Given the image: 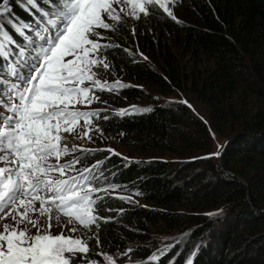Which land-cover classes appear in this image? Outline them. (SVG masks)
<instances>
[{
  "label": "trees",
  "instance_id": "trees-1",
  "mask_svg": "<svg viewBox=\"0 0 264 264\" xmlns=\"http://www.w3.org/2000/svg\"><path fill=\"white\" fill-rule=\"evenodd\" d=\"M10 2L14 18L31 21L16 0ZM176 3L179 22L153 4L147 16H122L114 32L99 29L106 38L101 43L120 45L106 50L112 67L107 73L100 69V78L120 79L130 87L118 94L97 92L100 103L93 104V110L107 109L102 115L109 116L98 121L104 134L94 131L95 142L117 144L145 157L137 161L107 157L104 168L98 169L103 176L95 183L115 184L120 194L134 195L166 212L137 208L100 193L104 199L95 214L111 219L91 231L104 247L121 246L126 239L136 264H152L156 245L144 249L139 244L148 231L143 218L197 221L192 213L169 218L167 211L188 207L195 213L218 202L233 203L237 210L225 227L220 228L217 214L207 223L203 219L194 231L193 244L180 250V264H264V0ZM183 91L209 108L214 132L238 134L220 152V165L216 158L210 159V136L202 121L185 105L157 100ZM132 106L151 111H132ZM121 109H129V114L117 116ZM88 164L84 159L79 166ZM237 177L246 185L238 183ZM128 223L139 224L140 230L125 227ZM240 224L243 232L238 230ZM207 231L212 232L211 239L200 245ZM88 256L97 262L96 256ZM167 256L154 263H176L165 261Z\"/></svg>",
  "mask_w": 264,
  "mask_h": 264
},
{
  "label": "snow or ice",
  "instance_id": "snow-or-ice-1",
  "mask_svg": "<svg viewBox=\"0 0 264 264\" xmlns=\"http://www.w3.org/2000/svg\"><path fill=\"white\" fill-rule=\"evenodd\" d=\"M169 2L175 0H16L32 17L24 21L13 17L10 0H0V71L5 73L0 76V264H97L88 256L87 241L65 235L63 229L73 234L76 225L99 229L101 221L111 219L95 214L104 199L99 194L117 186L94 183L103 176L97 172L103 161L82 168L76 165L97 151L120 154L111 148H69L62 143V133L72 134L82 127L81 138L91 141L93 131L102 136L98 121L109 119L102 115L107 109L81 108L98 102L97 92L118 94L130 87L120 79L100 78V69L107 73L112 67L106 50L120 45L101 43L106 38L98 30L114 32L122 16H147L153 4L177 20ZM179 103L191 107L186 100ZM131 110L151 111L135 106ZM128 114L129 109L116 112L121 117ZM78 151L83 155L76 156ZM219 154L218 148L211 155ZM68 155L73 158L62 163ZM61 216L67 222L59 234H53L52 221L60 223ZM89 238L100 245L98 235ZM169 247L161 249L159 256L166 255ZM159 256L153 253L150 259Z\"/></svg>",
  "mask_w": 264,
  "mask_h": 264
},
{
  "label": "rangeland",
  "instance_id": "rangeland-1",
  "mask_svg": "<svg viewBox=\"0 0 264 264\" xmlns=\"http://www.w3.org/2000/svg\"><path fill=\"white\" fill-rule=\"evenodd\" d=\"M168 6H170V10L173 12V14L175 15L176 18H181V13L180 12H176L175 10L179 11V7H177V3L176 0L174 3L169 2ZM175 8V9H174ZM99 31V30H98ZM68 59H71V57H68ZM207 67H211V64L207 65ZM157 100L159 102H163V101H171V102H175L178 104H182L179 103V101L181 100H186L188 102V104L191 105V107H188V105L186 104H182L185 105L189 112L195 116L197 119H199L200 121H202V123L206 126L209 136H210V148H211V154L216 153L218 148H220V146L222 145L224 139H226L227 137L236 134L234 132L230 133V132H225V133H216L211 129V121H210V112H209V108L202 102H200L198 99H196L193 95H191L189 92L183 91V92H177L173 95H168V96H158ZM99 104L100 102H93L90 106L88 107H82V108H86V109H93L94 105L93 104ZM141 104H146L145 102H141ZM80 107V106H77ZM203 118V119H201ZM82 123V122H81ZM83 131L82 127H77L75 132H73L72 134L69 133H62L63 136V140L62 143L66 144L69 148H72L73 145L76 146H82L84 148H88V149H114L116 153H119L120 155H111L110 153H108L107 151H97L94 154H89L87 155L84 159H87L89 161V164L87 166H91L94 163H97L99 161H103V164L101 165L100 169L104 168V164H105V159L106 157L109 156H114L116 158H118L119 160H123V161H137V160H141L144 159L145 157L139 156V155H135V154H131L128 153L123 147H121L120 145L117 144H113V143H105V144H97L94 140L95 136V132L93 131L92 133H90V135L92 136V140L89 141L87 138H81L80 137V133ZM76 156H82L83 153L81 152H76L75 153ZM97 155H99L100 157L98 158ZM73 158L72 155H69L68 157H63L62 161H68L71 160ZM127 158V159H125ZM216 155H212V157H210V159H214L215 161ZM83 159V160H84ZM3 166V165H0ZM77 168H82L79 166V164L76 165ZM107 194L111 195V196H117V197H130L131 199H124L122 200L123 203H127L129 205H133L137 208H142V209H148L150 211H157L158 213L160 212H166L164 211V209L161 208H156L153 205H150L148 203H145L144 201L140 200L138 197L134 196V195H127V194H120L119 191L115 190V191H109ZM249 197V195H246L245 198V202L247 204H249L247 202V198ZM39 205H37L38 207ZM234 204L233 203H225V202H218L215 203L213 205L210 206V208L208 209H199L197 210L195 213L191 210L187 208H178L177 211L174 210H168L167 214L169 218H173L176 214H178L179 216L186 213H192V215H197V221H185V220H179V221H170L169 219H156V220H151V219H145L144 223L148 225V228H146L148 231L146 237H144V241L142 243H139L141 245V247H143L144 249H149L150 247H152L153 245H156V248L154 249L156 253H160L161 249H164L166 247H169V250L167 251L168 256L165 257V261L170 262L171 260L174 259V261L176 260L175 264H180V260L178 255L181 253L180 250L183 249L184 247L190 246L192 243V237L194 236V231L195 229H197L203 219L206 217L207 220H204L205 223H207L210 219V217H212V219L215 217V215L217 214L216 217L217 221H219L220 224V228H223L226 226V223L228 222V220L230 219L231 215L235 213V208H234ZM215 212H220V215L218 213ZM252 215H256L255 211H251ZM35 218V217H33ZM6 223H11L10 220L5 221ZM41 222L43 223L44 220L43 218H41ZM67 222V218L61 216L60 219V223H57L55 220L52 221L53 223V228H52V233L53 234H59L62 230V224ZM125 227H129V228H134L137 231L140 230L139 224L136 225L134 223H128V224H124ZM141 225H144L143 223ZM73 225H69V227H72ZM23 227V226H22ZM30 227V226H28ZM77 227V232L76 233H70L68 232L67 229H63L65 235H74L77 237H82L84 240L87 241V244L90 248V255L96 256L97 258V264H136V261L134 260V258H132V244L131 242L127 241L126 239L123 240V244H121V246H118L117 244H112L110 246L104 247L102 245L97 246V241L95 238H89V237H93L94 235H96L95 232H92L91 230L89 231L88 229H85L79 225H76ZM244 225L240 224L238 227V230L242 231L244 230ZM33 232H35V229H32ZM217 232V230H216ZM250 229L249 230H245L243 233V237L247 238V235H249L250 233ZM211 234L212 232L207 231L202 238V241H200V245H205V242L208 243L211 239ZM250 241V240H249ZM204 242V243H203ZM176 244V245H175ZM178 247H182V248H178ZM131 250V251H129ZM194 251H198V247H194ZM180 252V253H179ZM97 253H100V255H97ZM172 253V254H171ZM166 254V255H167ZM171 254V256H170ZM255 255V254H254ZM165 256V255H163ZM159 257V259L152 261L151 263L153 264L154 262H161L160 259H163L164 257ZM106 257H110L111 259H106ZM167 262V263H168ZM154 263V264H157ZM182 264V263H181Z\"/></svg>",
  "mask_w": 264,
  "mask_h": 264
},
{
  "label": "water",
  "instance_id": "water-1",
  "mask_svg": "<svg viewBox=\"0 0 264 264\" xmlns=\"http://www.w3.org/2000/svg\"><path fill=\"white\" fill-rule=\"evenodd\" d=\"M264 132V131H263ZM238 134H233L229 137H227L226 139H224L223 143H222V148L220 147L219 148V151L221 152L222 149L226 146V144L230 143L231 141H233L236 137H237ZM218 151V150H217ZM220 155V154H219ZM216 162H217V165H220V159H219V156H216ZM227 172H224V174H226ZM237 182L240 183V184H243V185H246L242 179L240 177H237Z\"/></svg>",
  "mask_w": 264,
  "mask_h": 264
}]
</instances>
